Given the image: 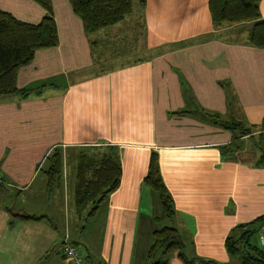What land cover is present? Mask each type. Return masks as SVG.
Listing matches in <instances>:
<instances>
[{"label": "crops", "instance_id": "crops-1", "mask_svg": "<svg viewBox=\"0 0 264 264\" xmlns=\"http://www.w3.org/2000/svg\"><path fill=\"white\" fill-rule=\"evenodd\" d=\"M208 2H135L122 21L86 35L69 0H50L57 44L16 71V87L29 95L0 97V192L25 199L12 220L0 213V264H66L65 241L85 249L86 264H145L152 233L166 225L189 244L187 255L234 262L226 238L264 216V167L255 165L264 152V48L248 44L250 23L215 26ZM0 11L31 25L46 13L34 0H0ZM259 12L264 19V0ZM198 107L253 127L235 158L221 153L231 132L198 117ZM56 148L65 163L84 148L119 156L118 188L80 227L75 215H56L67 175L53 192L41 171ZM152 153L171 219L143 184Z\"/></svg>", "mask_w": 264, "mask_h": 264}, {"label": "trees", "instance_id": "trees-1", "mask_svg": "<svg viewBox=\"0 0 264 264\" xmlns=\"http://www.w3.org/2000/svg\"><path fill=\"white\" fill-rule=\"evenodd\" d=\"M46 11L37 25L16 20L9 13L0 11V97L30 94L31 90H19L15 78L18 68L31 62L34 52L40 48L53 47L58 42L56 25L52 17L50 0H34ZM146 0H69L73 13L83 23L86 35L110 27L122 21L132 11L135 2L144 5ZM261 0H209L208 7L215 26L250 23L248 44L264 48V19L261 18ZM205 122L222 127L232 134V142L221 148L222 156L235 158L240 150V141L251 137L253 127L235 118H225L202 108L194 110ZM179 111L175 114H188ZM84 148L76 156L77 166L74 186V207L83 214V222L91 220L100 205L114 192L120 183L121 166L117 150L109 148L102 154L89 153ZM64 154L56 148L48 155L41 170L48 181L49 189L57 188L62 178ZM255 165L264 167V152H261ZM2 180V178H1ZM2 182H0L1 185ZM143 184L156 193L161 201L164 217L175 215L172 198L167 191L161 174L156 153H152ZM21 220L38 221L45 216L22 215ZM264 228V216L233 229L226 238L225 248L237 264H264V252L250 243L253 233ZM191 245V244H190ZM186 243L180 239L177 229L165 226L152 233V241L147 249L145 264H219L185 252ZM86 260V259H85ZM95 264H105L96 260Z\"/></svg>", "mask_w": 264, "mask_h": 264}, {"label": "rangeland", "instance_id": "rangeland-1", "mask_svg": "<svg viewBox=\"0 0 264 264\" xmlns=\"http://www.w3.org/2000/svg\"><path fill=\"white\" fill-rule=\"evenodd\" d=\"M77 155L78 154H76V156ZM71 156L72 155H70L69 158H71ZM76 156H73L72 159L67 160L66 163L64 162V165L62 167L63 175H62V178L60 180V185L57 188L54 187L53 192L58 191L59 189H63L62 187L64 184V180L66 181L65 176L67 175V181L65 183V185H67V188H66L67 197H66L65 202H63V205L61 207L62 208L61 213L58 212V213H56V215H61L62 217L66 216V218L68 215H70L71 217L75 215L76 219L79 221V227H80L81 224H84V222H83L84 216H83V214H82V216H81V214H78L75 211V207H74V186H75L74 179H75L76 166H77ZM248 159L251 160L252 156H248ZM58 193L60 194L61 192H58ZM28 202H29V200H28ZM34 202L35 201H32V203L30 202V204H32V205L34 204L33 206H35V207H40L42 205V203L40 201L35 202V203ZM24 205H25V199L22 200L20 197L15 195L14 192H12V191L0 192V213H2L4 215L5 219L12 220L13 219L12 216L15 215L20 208L24 207ZM52 213L54 214V212H52ZM63 219L64 218H62V220H57V222H56L58 233H60L63 230V225L65 222ZM77 229H78V226H77ZM56 238H57V243L55 244V248L57 249L59 246V242L61 241V237L59 235H57ZM70 241L71 242L77 241L76 235H72ZM250 243L254 246H257L258 248H260L264 252V246H262L260 244L257 232L253 233L252 236L250 237ZM77 246L79 247L81 254L85 257L86 256L85 249L81 245H77ZM236 263H237V261L234 260V262L232 264H236Z\"/></svg>", "mask_w": 264, "mask_h": 264}, {"label": "built area", "instance_id": "built-area-1", "mask_svg": "<svg viewBox=\"0 0 264 264\" xmlns=\"http://www.w3.org/2000/svg\"><path fill=\"white\" fill-rule=\"evenodd\" d=\"M2 175L0 174V180ZM260 244L264 246V228L258 232ZM61 256L66 264H86L84 256L77 245L65 241L61 246Z\"/></svg>", "mask_w": 264, "mask_h": 264}]
</instances>
